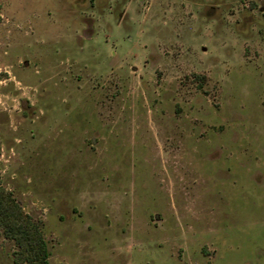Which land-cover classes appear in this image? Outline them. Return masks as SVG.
<instances>
[{
  "label": "rangeland",
  "instance_id": "rangeland-1",
  "mask_svg": "<svg viewBox=\"0 0 264 264\" xmlns=\"http://www.w3.org/2000/svg\"><path fill=\"white\" fill-rule=\"evenodd\" d=\"M0 189L49 264H264V0H0Z\"/></svg>",
  "mask_w": 264,
  "mask_h": 264
},
{
  "label": "trees",
  "instance_id": "trees-1",
  "mask_svg": "<svg viewBox=\"0 0 264 264\" xmlns=\"http://www.w3.org/2000/svg\"><path fill=\"white\" fill-rule=\"evenodd\" d=\"M0 229L6 238L17 247L15 262L22 264H49V251L37 223L24 215L11 200L9 194L0 189Z\"/></svg>",
  "mask_w": 264,
  "mask_h": 264
}]
</instances>
